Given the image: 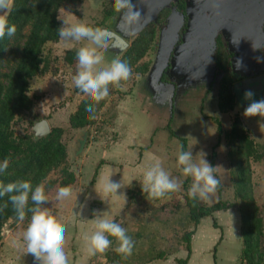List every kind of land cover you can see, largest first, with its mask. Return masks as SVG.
I'll list each match as a JSON object with an SVG mask.
<instances>
[{"label": "rangeland", "instance_id": "rangeland-1", "mask_svg": "<svg viewBox=\"0 0 264 264\" xmlns=\"http://www.w3.org/2000/svg\"><path fill=\"white\" fill-rule=\"evenodd\" d=\"M111 3V0H80L75 5L61 7L58 16L60 14L72 22H84L92 27L114 29L120 13L111 7ZM114 11L115 14L110 18L106 16ZM144 15L139 19L140 22L144 21ZM124 24L126 25L127 22ZM129 24L128 32H132L133 26ZM140 34L128 38L129 44H133ZM112 41V37H107L108 48L102 50L105 64L120 56L112 49ZM82 43L87 41L77 43L60 39L46 45L44 54L49 63L48 72L36 76L31 81L30 95L34 99V104L32 109L15 124L17 134L34 132V125L45 119L49 122L50 128L65 129L63 141L67 144L69 161L78 176L77 182L70 188L71 194L75 196L72 199L76 201L74 206L77 207L74 211L70 208L71 203L65 206L61 205L62 200L56 202L57 190L51 192L49 201L43 207H47L60 223H68L64 225L66 227L64 250L68 255L69 264H144L152 260H155L154 264H169V261L171 264H179V258L188 256L185 235L189 231H194V234L191 238L193 252L188 264H241V251L238 255L237 244H240L238 240L240 239L243 248V235L237 207L216 211L212 216L202 219L196 226L190 219L185 197L192 179L183 176L177 166V156L181 150L180 146L183 145V151L193 152L194 160L198 161L204 156L215 167L214 175L220 180V186L210 200L200 201L201 204L212 205L219 200L236 203L238 199L235 196L232 178L227 132L233 121L239 118L256 141L259 150L264 153V127H260L261 123H264V118L255 122L236 111L221 112L216 102L218 92L215 89L213 107L206 109L204 113L200 109L201 113L189 114L191 107L198 105L199 108V105H202L201 97L193 100L191 95H186L181 104L175 106L170 118L171 125L177 129L179 136L172 137L173 134L167 133L166 130H159L152 135L151 133L158 127L156 123L162 122V125L169 123L168 109L164 112L158 103L149 102L153 98L149 88L155 77L150 76L145 79L144 72L137 69L142 67L143 62L148 63V68L152 67L154 55L151 51L158 46L153 39L151 42L153 46L147 54L136 66L131 67L132 77L128 81H122L119 88L109 86V96L97 104L98 113L95 123L84 129L73 128L70 117L85 97L81 96L74 86L72 77L76 67L67 63L65 55L69 49H78ZM7 57L9 58L8 54ZM2 71H10L8 63H3ZM144 84L147 92L144 90ZM145 100L150 103V108L145 104ZM149 109L153 112L149 113ZM216 116L217 122L213 121V117ZM80 144L83 148L76 153ZM261 159L259 163L252 162V178L264 220V158ZM155 160H160L165 171L181 184L180 190L172 196L173 198L167 196L159 202L147 198V193L142 191L140 182L144 169ZM104 168L107 170L104 179L110 176L111 181H121L128 187L126 202L124 201L126 192L119 189L120 193H117L123 197L119 198V203L124 207L121 211L116 212V202L107 199L98 213L97 209L101 207L102 202L93 199L92 192ZM173 201L179 204L178 209H175ZM234 213L239 215V219ZM97 215L113 219L126 229L127 235L134 241L130 256L125 258L114 251L118 245L116 239L111 236L109 239L112 244L107 251L94 256L87 254L83 237L95 230L92 222ZM29 221L10 220L5 225L0 264H37L34 256L26 253L25 247L22 248L23 233ZM77 222L79 224H75ZM215 222L220 228L214 227ZM222 237H224L223 241ZM82 259L85 260L84 263H79Z\"/></svg>", "mask_w": 264, "mask_h": 264}, {"label": "trees", "instance_id": "trees-1", "mask_svg": "<svg viewBox=\"0 0 264 264\" xmlns=\"http://www.w3.org/2000/svg\"><path fill=\"white\" fill-rule=\"evenodd\" d=\"M78 2L80 0H14L8 23L16 26V33L13 37L5 35L0 40V162L6 157L9 160L7 170L0 174V183L6 185L17 180H25L29 181L33 188L42 183L48 199L52 191H59L61 187L71 188L78 178L69 161L67 144L63 141L65 129L52 127L49 134L36 136L33 131L17 134L15 124L32 109L34 104V99L30 95L31 81L36 76L48 72L49 63L44 52L48 43L60 40L57 33L62 23L57 19L59 9ZM148 32L147 30L142 32L121 56L120 59L126 61L130 67L136 66L153 46L151 44L153 37L148 35ZM65 60L76 67V49H69ZM4 62L8 63L9 72L2 71ZM137 69L145 72L148 69V63L143 62L142 67H137ZM233 103L234 96L231 89L223 88L220 93L222 111L232 109ZM87 104L94 105V114L85 110ZM97 113V104L90 98H84L76 112L70 117L71 127L84 129L91 126L95 123ZM221 131L220 128V133ZM227 140L235 196L238 202L229 203L219 200L215 204L204 205L200 203V200H193L186 195V206L189 209L190 219L196 226L202 219L212 216L216 211L237 207L241 217L243 235L241 264H264V220L252 178V162L260 160L264 153L259 150L256 141L239 118L233 121L227 132ZM82 148L80 144L76 153H79ZM212 164L214 165V162ZM175 193L177 191L165 197H172ZM164 198L151 200L159 202ZM173 203L175 209H178L179 204L174 201ZM34 206L29 195L24 220H30L31 212L27 209ZM0 208L3 209L0 211L1 251L5 225L10 220L18 219L9 195L0 197ZM214 227L220 228L217 222L214 223ZM193 234L194 231H189L185 235L188 256L179 258V264L189 262Z\"/></svg>", "mask_w": 264, "mask_h": 264}, {"label": "clouds", "instance_id": "clouds-1", "mask_svg": "<svg viewBox=\"0 0 264 264\" xmlns=\"http://www.w3.org/2000/svg\"><path fill=\"white\" fill-rule=\"evenodd\" d=\"M10 3L11 0H0V10L4 11V14H0V40L5 35L13 37L16 33V26L8 23L7 13L10 11ZM113 7L117 12L122 13V17L127 23L137 22L141 18V12L135 10L132 0H114ZM57 19L62 21L61 26L57 29L61 40L77 43L87 41L76 49L77 64L72 77L74 86L81 96L90 98L91 101L98 104L109 96L110 85L119 88L122 81H128L132 77V69L126 61L114 58L110 63L105 64L102 50L108 48V42L104 30L84 22H72L60 14ZM253 96L254 92L251 90L244 92V99L250 103L244 108L242 115L245 118L255 116L264 118V98L254 100ZM85 110L94 114V105L87 104ZM260 127H264V123H261ZM180 149L177 166L181 169L184 177L192 179L187 195L193 200H210L221 183L214 175L215 167L204 156L198 161L194 160L193 152L183 151V145L180 146ZM8 165L9 160L6 157L0 162V174L7 170ZM109 177L100 181V190L105 197L117 195V191L124 186L121 181L113 182ZM140 182L142 191L147 193L148 199L164 198L169 193L179 191L181 188L180 182L165 171L160 160H155L144 169ZM6 194L9 195V200L19 221H23L26 217L29 195L35 205L27 209L31 212V218L23 233L26 253L32 254L37 264H69L68 255L64 250L66 227L47 207L42 206L49 201L45 194L44 184L41 183L33 188L32 184L25 180H17L6 185L0 183V197ZM70 195V188L61 187L57 193L56 202L66 199ZM2 210L0 208V211ZM93 227L95 230L83 237L85 250L89 256L107 251L112 244L110 236L117 241L118 246L114 249L117 254L125 258L132 254L134 241L119 223L97 215Z\"/></svg>", "mask_w": 264, "mask_h": 264}, {"label": "flooded vegetation", "instance_id": "flooded-vegetation-1", "mask_svg": "<svg viewBox=\"0 0 264 264\" xmlns=\"http://www.w3.org/2000/svg\"><path fill=\"white\" fill-rule=\"evenodd\" d=\"M111 1H112L111 7H113L114 0ZM189 1L191 0H170L166 4L167 6L164 5L165 7L163 6L160 9V11L157 14V18L149 22L140 32L142 33L143 31L149 29L148 35L153 37L156 45L158 44V46H155L154 49H152L151 51L152 55H154L153 62L151 65L153 66L155 62V57L160 48L161 35L163 34L164 31H165L164 35H168V33L172 34L170 29L172 28L170 25L171 18L174 19L175 24H178L180 21H182L181 16H183V21H182L183 25L180 27L178 31L176 40L175 37L173 39V41L175 40L173 51L169 56L170 57L169 63L165 67V71L163 72L161 80L156 83L153 82L152 83L153 86L151 85V88H149L150 92L152 93L151 97L154 94L156 96H162L163 94H165L164 96L166 97L168 94L171 93L172 90L171 86L175 85L176 88L174 90V93L172 92L171 95L173 100V107H172L173 111L177 107L176 104L180 105L181 101L176 102L175 92L177 91L178 84L176 82V75L174 73L171 74L173 67L172 59L175 55V50L177 48H180L184 42L183 38L186 35V30L189 22V16L187 14ZM241 2L244 3L245 7L239 9L240 14L238 15V17L234 19V17L228 18L227 15L224 16V18L227 21H231L230 23H233L235 21H240L239 29L238 30L229 29L227 35L223 34V32H220V34L218 35L216 39L217 47L215 52V61H216L215 79L212 81L210 87L206 89L204 97L202 98L203 99L202 105L199 103L200 104L199 108L198 105H194L193 107H191L189 109V114L194 112V115H196L198 112L201 113V111H203L204 113L206 109L213 107V102L215 101V94H214L215 89L213 88L216 82L219 83L218 88H216L218 92V94L216 95L217 96L216 102L221 112L236 111V113L242 115L244 108L250 103V101L244 99V92L246 90H251L254 92V96H253L254 100H259L261 98H264V0H241ZM132 3L136 6V8L145 5V10L151 11L150 8H152L153 5L164 4V0H149V2L147 3L143 0H132ZM107 12H109V10ZM115 12L116 11H114V13L112 14L107 13L108 15L106 16L110 18L112 15L115 14ZM119 13L120 14L117 17V21L115 22L116 25L114 29L100 26L101 29L104 28L102 30H104L107 37L111 38L112 37L111 32L119 28V24L121 23V21L124 20L122 17V13L121 12ZM147 13H145L143 20H145V18L147 17L146 15ZM125 34L132 37L131 31L129 32L125 31ZM126 40L128 41V39ZM131 45L132 44H129V47ZM129 47L127 46L125 49H128ZM112 49L118 52V54L120 55L119 58L125 52L124 51L125 49L122 50L118 48V46ZM150 69L151 67H149L144 72V74L147 75ZM217 78H219V80H217ZM161 82H164L165 84L162 85ZM223 88L231 89L232 94L234 96L233 108L229 109L228 111H222L220 107V93ZM144 90L147 92V88H145V85H144ZM145 101H146L145 104L148 105L150 108V103L153 102V99L149 101L150 103H147L148 102L147 100ZM149 110H150L149 113L153 112L152 109ZM173 111L171 113L172 115H173ZM172 115L169 116L168 119L169 123L167 125L165 124L162 125L163 124L162 122L160 124L156 123L158 127H156L155 131L151 134L155 135L156 132L158 133L159 130H166L167 133L173 134L171 135L172 137H174V135L179 136L177 134V129L173 128L171 125L172 120L170 117ZM164 117L166 118V116ZM249 118L254 120L255 122H259L260 120L263 119L260 118L259 116L249 117ZM214 120L217 122V116L213 117V121ZM167 130H170V132H168Z\"/></svg>", "mask_w": 264, "mask_h": 264}, {"label": "water", "instance_id": "water-1", "mask_svg": "<svg viewBox=\"0 0 264 264\" xmlns=\"http://www.w3.org/2000/svg\"><path fill=\"white\" fill-rule=\"evenodd\" d=\"M146 3L149 0H143ZM170 0H164V4L153 5L150 10H145V5L139 6L135 10L141 12V17L143 14L147 13V17L144 21L131 23L133 26L132 36L137 35L144 29V27L151 22L153 19L157 18V14L160 9L166 5ZM14 0H11L9 5L10 11L7 13V18L12 10ZM167 6V5H166ZM165 7V6H164ZM245 7L244 3L241 0H191L188 3L187 14L189 16L188 27L186 30V35L183 38V44L180 48L175 50V55L172 59V72L171 74L176 75V82L178 84L176 94V102L182 101L183 97L186 95H191V99H201L204 97L205 91L210 87L212 81L215 79L216 74V61H215V52L217 47V37L220 32L227 35L230 30H238L240 26V21H227L224 16L227 17H238L240 14V8ZM144 10V11H143ZM0 14H4L3 10H0ZM183 21V16H181ZM242 19V18H241ZM239 19V20H241ZM180 21L177 25L174 22V19L171 18V33L164 35L165 31L161 35V43L158 53L155 57V62L145 79L150 76L155 77L154 83L161 80L163 72L165 71L166 65L169 63L171 52L173 51L174 41L177 38L178 31L183 25V22ZM126 21H121L119 28L111 32L113 41L111 43L112 48L118 46L120 49H125L129 43L126 39L130 38L125 34V31H128V25L124 24ZM229 23V24H228ZM174 35V36H173ZM175 37V40L173 41ZM229 38V37H228ZM231 43V40H230ZM173 77V75H172ZM171 77V78H172ZM219 80V78H217ZM164 85V82H161ZM219 83L214 84V88H218ZM159 87V86H158ZM171 93L166 97L163 94L162 96H152L153 102L158 103L162 106V110L167 112L168 109L169 116L172 115V92L176 88L175 85H172ZM177 105V104H176ZM42 126L40 129L39 127ZM34 133L36 136H43L50 133L51 128L49 122L45 119L38 121L34 125ZM6 228V227H5ZM3 231V235L5 232Z\"/></svg>", "mask_w": 264, "mask_h": 264}, {"label": "crops", "instance_id": "crops-1", "mask_svg": "<svg viewBox=\"0 0 264 264\" xmlns=\"http://www.w3.org/2000/svg\"><path fill=\"white\" fill-rule=\"evenodd\" d=\"M144 85H146V84H144ZM148 85H149V87H150V84H149V82H148ZM264 158V155H263V157H262V159ZM261 159V160H262ZM258 163L260 162L259 160L257 161ZM125 169V168H124ZM107 170L104 168L103 169V171L100 173V175H99V178H98V180H97V182H96V185H95V188H94V190H93V192H92V194L94 195L93 196V199H98V200H100L101 202H102V205H101V207L99 208V209H97L98 210V213L102 210V208L104 207V205H105V202L107 201V199H113V201L114 202H116V212L117 211H121V210H123L124 209V207L119 203L120 201H119V198H123V197H121V196H119L118 194L117 195H108L107 197H105L104 196V194H103V192L100 190L101 189V185H100V181L102 180V179H104V176L106 175L105 174V172H106ZM125 171V170H124ZM105 174V175H104ZM128 184V183H127ZM124 186L121 188L122 190H124V192H126V193H124L125 194V196H124V201L126 202V199L128 198V187L126 186V184H123ZM117 193H120V191L118 190L117 191ZM77 194V193H76ZM75 194V195H76ZM72 196V197H71ZM71 196H69V197H67L66 199H63L62 201H61V205H65V206H67V204H70L71 206H70V208L71 209H75L77 206H74V203H76V201L74 200H72L75 196L73 195V194H71ZM78 197V196H77ZM102 198V199H101ZM71 199V200H70ZM104 199V200H103ZM64 200H66V201H64ZM68 200H70L69 201V203H68ZM77 201H78V199H76ZM112 201V202H113ZM79 202V201H78ZM119 205V206H118ZM74 206V207H73ZM118 208V209H117ZM75 211V210H74ZM77 211V210H76ZM79 211V210H78ZM97 213V214H98ZM234 214H237V213H234ZM119 215V214H118ZM238 215V214H237ZM234 216H236V215H234ZM238 217V219H239V215L237 216ZM236 220V219H235ZM237 221V220H236ZM85 223V222H84ZM84 223H81V224H84ZM65 224H68L67 222H64L63 223V225H65ZM75 224H79L78 222L77 223H75ZM92 224H94V222H92ZM75 226V225H74ZM157 226V225H156ZM221 231H223V230H221ZM225 234V233H224ZM221 236H223V233H222V235ZM238 237V236H237ZM222 241L224 240V237H222V239H221ZM239 241H240V244H237L238 245V250H237V254L238 255H240V251H241V240L240 239H238ZM22 248H24V246H22ZM193 252V251H192ZM192 254V253H191ZM191 258V257H190ZM31 260H33V258L31 259ZM22 261H26V260H22ZM84 261L85 260H81V261H79V263L80 262H83L84 263ZM154 262H155V260H152V261H147V262H145L144 264H154ZM169 264H171L170 263V261H169ZM174 264V263H173Z\"/></svg>", "mask_w": 264, "mask_h": 264}, {"label": "bare ground", "instance_id": "bare-ground-1", "mask_svg": "<svg viewBox=\"0 0 264 264\" xmlns=\"http://www.w3.org/2000/svg\"><path fill=\"white\" fill-rule=\"evenodd\" d=\"M40 129L42 128V126L39 127Z\"/></svg>", "mask_w": 264, "mask_h": 264}]
</instances>
